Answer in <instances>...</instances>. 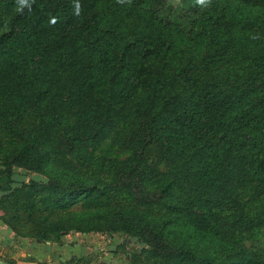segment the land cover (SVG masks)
<instances>
[{
    "label": "trees",
    "instance_id": "16d2710c",
    "mask_svg": "<svg viewBox=\"0 0 264 264\" xmlns=\"http://www.w3.org/2000/svg\"><path fill=\"white\" fill-rule=\"evenodd\" d=\"M163 1L0 0L2 223L121 236L130 264H264V29L241 8L264 0L189 31Z\"/></svg>",
    "mask_w": 264,
    "mask_h": 264
},
{
    "label": "crops",
    "instance_id": "0c3cea01",
    "mask_svg": "<svg viewBox=\"0 0 264 264\" xmlns=\"http://www.w3.org/2000/svg\"><path fill=\"white\" fill-rule=\"evenodd\" d=\"M108 245L106 238L96 239L93 234H69L60 243L18 240L0 221V264H78L81 260L114 264L117 256L111 255Z\"/></svg>",
    "mask_w": 264,
    "mask_h": 264
},
{
    "label": "rangeland",
    "instance_id": "374dc122",
    "mask_svg": "<svg viewBox=\"0 0 264 264\" xmlns=\"http://www.w3.org/2000/svg\"><path fill=\"white\" fill-rule=\"evenodd\" d=\"M160 2V1H159ZM163 5L158 7L156 6L159 16H161L164 20H167L168 22H171L178 28H180L183 31H189L192 29L193 24L196 22V20H199L201 17H203L205 14H208L210 11L220 12L222 10L231 8L233 4H231L230 1L225 0H211L210 4L208 6H201L197 3V0H164ZM235 6V5H233ZM238 7V5L236 4ZM242 10L247 14L243 19L249 23L250 26L254 28V30L257 29H264V23L255 22L252 20L255 16H261L264 17V8H251L247 6H242ZM0 170H3L0 166ZM30 178L36 179L37 177L33 173H28L24 170H16L13 176L14 182L19 184L22 182H27ZM251 192L246 191L240 195V199L244 202H248L249 204L255 203L251 201ZM264 203V200H263ZM3 212L0 211V221L1 217L3 216ZM29 229V226L27 224V227H22V235L23 237L18 236V240H27L32 242H41L37 241L33 238L26 237L27 231ZM263 231L264 228H262L255 237L254 242H248V244H252L253 247L264 249V237H263ZM69 234H82L78 232L71 231L65 236ZM86 234H93V236L97 239L100 238V234L90 232ZM15 236V235H14ZM64 236V237H65ZM63 237V238H64ZM106 238L107 241L110 242V245L107 246L108 251H110L111 255L117 256V261L114 262V264H130L129 261V255L133 253H137L139 250V245L136 242L128 241L126 242V239L121 236H114L113 238H109L107 236H103ZM124 245V247L117 248V245L121 243ZM55 243V242H50ZM57 243V242H56ZM120 252V255H119ZM98 259V258H97ZM100 261V260H97ZM97 263V262H96ZM85 264V263H83ZM110 264V263H107Z\"/></svg>",
    "mask_w": 264,
    "mask_h": 264
},
{
    "label": "clouds",
    "instance_id": "9594fccd",
    "mask_svg": "<svg viewBox=\"0 0 264 264\" xmlns=\"http://www.w3.org/2000/svg\"><path fill=\"white\" fill-rule=\"evenodd\" d=\"M21 5L27 4V0H18ZM211 0H197V3L201 6H208Z\"/></svg>",
    "mask_w": 264,
    "mask_h": 264
}]
</instances>
